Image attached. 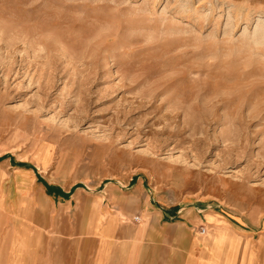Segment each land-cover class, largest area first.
Segmentation results:
<instances>
[{
	"label": "rangeland",
	"instance_id": "obj_1",
	"mask_svg": "<svg viewBox=\"0 0 264 264\" xmlns=\"http://www.w3.org/2000/svg\"><path fill=\"white\" fill-rule=\"evenodd\" d=\"M3 155L0 264L21 234L26 264H63L37 175L88 192L145 178L164 203L264 223V0H0Z\"/></svg>",
	"mask_w": 264,
	"mask_h": 264
},
{
	"label": "crops",
	"instance_id": "obj_2",
	"mask_svg": "<svg viewBox=\"0 0 264 264\" xmlns=\"http://www.w3.org/2000/svg\"><path fill=\"white\" fill-rule=\"evenodd\" d=\"M18 171L15 181L34 209L31 174ZM38 181L46 196L59 199L43 245L61 246L62 256L54 251V259L63 264H264V223L257 216L236 217L203 202L192 207L164 203L145 178L124 184L108 181L91 192L81 184L64 190ZM11 207L22 208L15 200ZM199 226L207 232L197 233ZM21 236L11 245V264H26L31 245H36Z\"/></svg>",
	"mask_w": 264,
	"mask_h": 264
},
{
	"label": "built area",
	"instance_id": "obj_3",
	"mask_svg": "<svg viewBox=\"0 0 264 264\" xmlns=\"http://www.w3.org/2000/svg\"><path fill=\"white\" fill-rule=\"evenodd\" d=\"M139 218L136 216V217H134V220L135 221H137ZM197 233H199V234H205L206 232H207V228L205 227V226H199L198 228H197Z\"/></svg>",
	"mask_w": 264,
	"mask_h": 264
},
{
	"label": "trees",
	"instance_id": "obj_4",
	"mask_svg": "<svg viewBox=\"0 0 264 264\" xmlns=\"http://www.w3.org/2000/svg\"><path fill=\"white\" fill-rule=\"evenodd\" d=\"M5 157H6V156L0 157V160L3 159V158H5ZM38 180H42V179H41L40 177H38ZM75 187H77V185L74 186L71 190H74Z\"/></svg>",
	"mask_w": 264,
	"mask_h": 264
}]
</instances>
